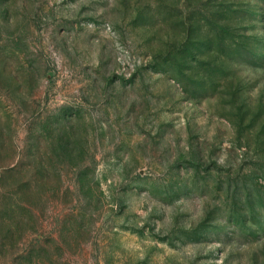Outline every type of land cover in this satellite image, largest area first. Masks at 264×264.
<instances>
[{
  "label": "rangeland",
  "instance_id": "rangeland-1",
  "mask_svg": "<svg viewBox=\"0 0 264 264\" xmlns=\"http://www.w3.org/2000/svg\"><path fill=\"white\" fill-rule=\"evenodd\" d=\"M0 264H264V0H0Z\"/></svg>",
  "mask_w": 264,
  "mask_h": 264
}]
</instances>
